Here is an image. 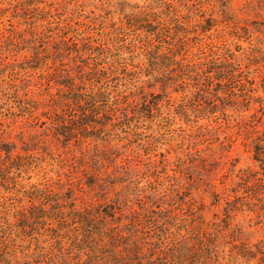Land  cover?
<instances>
[{
    "label": "rangeland",
    "instance_id": "1",
    "mask_svg": "<svg viewBox=\"0 0 264 264\" xmlns=\"http://www.w3.org/2000/svg\"><path fill=\"white\" fill-rule=\"evenodd\" d=\"M161 1L0 0V264H264V0Z\"/></svg>",
    "mask_w": 264,
    "mask_h": 264
},
{
    "label": "trees",
    "instance_id": "2",
    "mask_svg": "<svg viewBox=\"0 0 264 264\" xmlns=\"http://www.w3.org/2000/svg\"><path fill=\"white\" fill-rule=\"evenodd\" d=\"M161 3L162 4H165L167 2H165V0H164V1H161ZM84 98H85V96H84ZM82 115H84L85 117H87L88 116L87 111H82ZM95 116H96V114H95ZM171 253L173 254V256H172L173 257V261H178L180 259L179 254L176 253V252H174V250H172ZM261 254L263 255V253H261ZM164 257H165V254H164ZM164 260H166V259L159 258L157 261H154L151 264H157V263L158 264H169L168 262H166V263L161 262V261H164ZM138 264H142V263L139 262ZM175 264H183V263L182 262H178V263H175ZM209 264H218V262L217 261H213L212 259H210Z\"/></svg>",
    "mask_w": 264,
    "mask_h": 264
}]
</instances>
